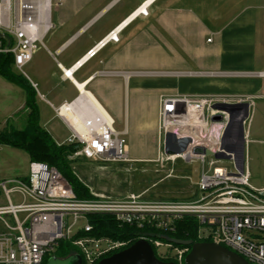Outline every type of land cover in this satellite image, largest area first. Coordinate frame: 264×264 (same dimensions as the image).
<instances>
[{"label":"built area","instance_id":"2783aa9c","mask_svg":"<svg viewBox=\"0 0 264 264\" xmlns=\"http://www.w3.org/2000/svg\"><path fill=\"white\" fill-rule=\"evenodd\" d=\"M151 2L143 4L136 16H148ZM51 10L52 0H0V53L13 55V68L21 75H26L24 68L32 62L51 30ZM126 24L113 30L75 66L69 70L61 68L63 75L70 78L107 43L119 42V32ZM173 101L163 100L160 124L163 150L157 162L182 160L203 165L192 198L150 200L142 193L124 198L94 195L90 199H79L58 169L47 163L31 162L26 177L0 181V264H44L49 257L56 256L62 240H72L85 264L98 263L129 245L126 240L93 236L90 216H110L121 225L142 230L138 240L148 241L156 257L163 262L186 264L191 248L177 246L161 236L175 231L178 222L190 218L199 226L200 242L221 245L250 264H264V188L257 189L251 184L245 165L243 172L237 166L241 146L239 122L244 112L236 111L232 121L229 113L214 110L216 104L244 100H175L181 102L183 112L168 110ZM79 103L89 106L90 111L83 112L77 107ZM64 108L72 112L80 125L78 128L66 118L71 135L65 144L77 149L69 156L70 161L85 158L100 163L133 162L127 132H119L111 116L94 105L86 94L80 91L75 102L65 104L57 113L61 115ZM179 113L181 117H170ZM247 119L244 121L245 140ZM198 148L204 149L206 154H196ZM217 155L223 158L217 159Z\"/></svg>","mask_w":264,"mask_h":264},{"label":"crops","instance_id":"0c3cea01","mask_svg":"<svg viewBox=\"0 0 264 264\" xmlns=\"http://www.w3.org/2000/svg\"><path fill=\"white\" fill-rule=\"evenodd\" d=\"M150 2L148 16H136ZM125 23L119 42L107 43L70 78L63 75L61 68L75 66ZM26 67L40 125L58 145L71 135L66 118L73 122L75 116L65 108L57 112L78 98L77 84L94 96L119 132H127L132 165L158 163L162 156L165 99L241 98L249 104L244 160L250 176L246 145L264 144V76H258L264 74V0H52L51 30ZM225 73L236 75H217ZM25 105L26 100L14 113L13 129L26 127ZM77 107L90 111L82 103ZM46 110L53 116L45 121ZM253 116L260 122L249 129ZM23 119L24 127L14 128Z\"/></svg>","mask_w":264,"mask_h":264},{"label":"rangeland","instance_id":"374dc122","mask_svg":"<svg viewBox=\"0 0 264 264\" xmlns=\"http://www.w3.org/2000/svg\"><path fill=\"white\" fill-rule=\"evenodd\" d=\"M13 72L19 74L13 67ZM25 73L31 77L27 67ZM25 78L26 75L23 74ZM32 79V78H31ZM26 92L16 85L0 77V132L12 128L14 113L25 103ZM38 104L44 108L46 105L38 98ZM181 102L173 101L168 110L181 107ZM44 120L50 119L53 114L46 110ZM180 117L172 115L171 118ZM25 119V118H24ZM14 125L22 129L25 125ZM9 122L8 127L6 123ZM259 118L252 117L249 129L259 125ZM119 129V126H116ZM250 138H255L254 133ZM59 143L65 141L64 137L56 136ZM64 144V142L62 143ZM245 158L251 171L250 182L257 189L264 188V144L247 143ZM30 158L28 154L18 148L0 145V181L9 178H23L29 174ZM228 165L227 160L223 162ZM71 169L78 180L89 189L91 195H105L109 198H124L130 194H145V199H190L196 193L197 183L203 170L200 162L186 163L177 160L175 163L163 161L161 163H100L85 158L71 161ZM61 254L49 257L45 264H65V260L58 259ZM67 264H76L70 261Z\"/></svg>","mask_w":264,"mask_h":264},{"label":"trees","instance_id":"16d2710c","mask_svg":"<svg viewBox=\"0 0 264 264\" xmlns=\"http://www.w3.org/2000/svg\"><path fill=\"white\" fill-rule=\"evenodd\" d=\"M13 63V55L0 53V76L20 87L27 94L25 105L27 109V125L23 130H16L13 128L4 129L0 132V145L22 149L28 154L31 162H43L47 163L50 167H55L69 182L79 199L93 198L94 195L90 194L89 189L76 178L71 169L69 156L76 152V146L68 144L58 145L49 132L40 125L37 93L31 83L23 75L13 72ZM89 220L94 228L92 233L93 236L129 241V245L124 249L132 246L143 234L142 230H138L132 226L121 225L110 216H90ZM198 229L199 226L194 219L186 218L178 222L175 231L166 232L165 234L178 240L200 242ZM81 235L82 234H79L78 236ZM61 253L62 256H58V259L63 260L79 255L82 258L83 264H85L80 251L73 246L72 240H62L60 242L56 256ZM112 255L113 254L108 257Z\"/></svg>","mask_w":264,"mask_h":264},{"label":"water","instance_id":"95a60500","mask_svg":"<svg viewBox=\"0 0 264 264\" xmlns=\"http://www.w3.org/2000/svg\"><path fill=\"white\" fill-rule=\"evenodd\" d=\"M249 104L247 103H221L214 106V110L227 112L231 115V120L234 119L236 111H243L244 116L239 122V137L241 141L240 152L237 156V166L240 172L244 171V121L249 117ZM215 118V120H217ZM196 154H206L204 149L198 148L195 150ZM217 159H222V155H217ZM264 196V192L262 193ZM162 239L177 246L191 247L189 254L186 256V264H250L243 257L237 253L215 243L211 242H193L191 240H178L167 235H162ZM64 262L67 264L70 261H75L76 264H83L82 258L72 256ZM98 264H174L163 262L155 255L152 245L146 240H138L132 246L124 249L110 257L102 259Z\"/></svg>","mask_w":264,"mask_h":264},{"label":"bare ground","instance_id":"6f19581e","mask_svg":"<svg viewBox=\"0 0 264 264\" xmlns=\"http://www.w3.org/2000/svg\"><path fill=\"white\" fill-rule=\"evenodd\" d=\"M79 89L82 91V93L86 94V96L94 103V105H96L100 110L103 111V107H101V105L97 102V100L94 98L93 95H91L89 92L86 91L84 85H80L77 84ZM180 109L182 108V112H183V106L179 107ZM66 112V111H65ZM72 115V114H71ZM178 115H180L181 117V113H179ZM73 116V115H72ZM70 116V118L72 117ZM74 123H76V125L78 124L76 120H73Z\"/></svg>","mask_w":264,"mask_h":264}]
</instances>
